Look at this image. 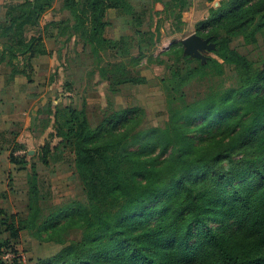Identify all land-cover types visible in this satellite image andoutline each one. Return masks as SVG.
I'll list each match as a JSON object with an SVG mask.
<instances>
[{"label":"trees","instance_id":"16d2710c","mask_svg":"<svg viewBox=\"0 0 264 264\" xmlns=\"http://www.w3.org/2000/svg\"><path fill=\"white\" fill-rule=\"evenodd\" d=\"M56 1L66 15L42 21ZM190 3L0 5L6 83L17 74L32 80L31 59L51 55L47 41L74 38L91 58V74L112 93L148 84L144 70L161 66L167 112L163 123L147 126L139 105L114 109L108 98L101 121L91 125L84 103L60 101L49 90L31 125L38 119L40 131L51 128L56 141L44 144L37 159L48 164L57 152L71 155L81 190L42 206L36 161L14 137L8 159L27 171V211L0 208V232L6 233L0 235V264H264V0H218L208 7L196 28L215 45L204 61L184 54L179 40L154 55L163 27L165 34L183 30L182 12ZM111 10L121 17L118 26ZM115 28L118 35H110ZM237 40L257 53L240 51ZM65 85L72 89L73 81ZM23 232L60 248L23 260L17 248Z\"/></svg>","mask_w":264,"mask_h":264},{"label":"rangeland","instance_id":"374dc122","mask_svg":"<svg viewBox=\"0 0 264 264\" xmlns=\"http://www.w3.org/2000/svg\"><path fill=\"white\" fill-rule=\"evenodd\" d=\"M5 1L8 0H0V5ZM211 4L216 6L218 0L213 3L205 0H191L190 5L182 12L183 30L165 34L163 27L161 29L162 38L153 49V54L159 55L168 49L174 40L180 41V39L196 33L197 22L207 16L208 7ZM65 15L64 12L59 11V1H56L53 9L44 14L42 21L58 19ZM109 17L115 26H118L121 17L117 15L116 11L111 10ZM118 31L115 28L109 30L108 33L118 35ZM62 42V40L47 41L51 55H41L31 59V81H28L25 75L17 74L12 81L6 83L5 68L0 69V132H6L5 134L0 133V208H3L7 214L24 215L27 211V171L25 169L17 171L8 159V154L15 142L12 141L14 137L16 142L24 145L28 152L27 159L36 161L42 206L46 207L71 200L77 197L81 190L80 181L74 174L71 155L57 152L55 157L49 159L48 164H43L37 159L44 144L48 143L53 146L56 141L49 136L51 128L43 132L40 131L38 119L31 125L34 115L37 114L38 106L45 103L49 90H55L60 101L67 102L71 99L79 106L84 103L91 125H96L101 121L108 98L113 103L114 109L139 105L145 112L144 125L161 124L167 118L165 96L158 84L159 76L163 70L161 66L150 64L149 68L144 70L150 79L148 84L125 85L121 86L118 92L112 93L108 90L106 81H99L96 73L91 74V58L81 50L79 44L75 43L74 38L67 41L66 44H62ZM235 45L242 52L257 53L253 46L244 45L241 40H237ZM203 54L207 56L211 54V51H203ZM16 62L20 67L22 66V60ZM146 64V58H143L140 65ZM70 80L73 81V85L72 89L68 90L65 84ZM38 116L43 115L38 114ZM23 151L24 149L17 153ZM0 235L4 236L6 233L0 232ZM74 235V237L77 236V234ZM17 248L23 260H27L52 254L60 248V245L54 242L40 241L29 233L23 232Z\"/></svg>","mask_w":264,"mask_h":264},{"label":"water","instance_id":"95a60500","mask_svg":"<svg viewBox=\"0 0 264 264\" xmlns=\"http://www.w3.org/2000/svg\"><path fill=\"white\" fill-rule=\"evenodd\" d=\"M180 42L183 45L184 54L201 58L203 61L205 59L203 51L210 52L215 48V45L209 41L208 37H202L197 33H192L180 39Z\"/></svg>","mask_w":264,"mask_h":264}]
</instances>
